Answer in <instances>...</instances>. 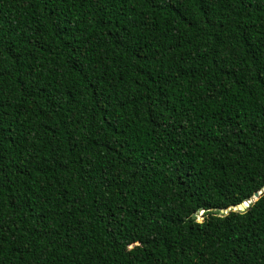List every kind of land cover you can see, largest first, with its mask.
Here are the masks:
<instances>
[{"label":"trees","instance_id":"obj_1","mask_svg":"<svg viewBox=\"0 0 264 264\" xmlns=\"http://www.w3.org/2000/svg\"><path fill=\"white\" fill-rule=\"evenodd\" d=\"M263 188L264 0H0V264H264Z\"/></svg>","mask_w":264,"mask_h":264},{"label":"water","instance_id":"obj_2","mask_svg":"<svg viewBox=\"0 0 264 264\" xmlns=\"http://www.w3.org/2000/svg\"><path fill=\"white\" fill-rule=\"evenodd\" d=\"M261 193H264V188L262 190H260L259 192L253 193V195L249 201H246V202H243V203L237 205L235 208H233V210L242 211L244 208L247 207L248 203L255 201ZM196 213H198V211ZM220 213H224V212L222 210H220Z\"/></svg>","mask_w":264,"mask_h":264},{"label":"rangeland","instance_id":"obj_3","mask_svg":"<svg viewBox=\"0 0 264 264\" xmlns=\"http://www.w3.org/2000/svg\"><path fill=\"white\" fill-rule=\"evenodd\" d=\"M201 211H199L198 213L195 214L196 220L200 221L201 220Z\"/></svg>","mask_w":264,"mask_h":264}]
</instances>
